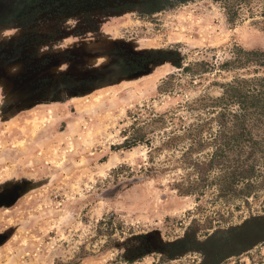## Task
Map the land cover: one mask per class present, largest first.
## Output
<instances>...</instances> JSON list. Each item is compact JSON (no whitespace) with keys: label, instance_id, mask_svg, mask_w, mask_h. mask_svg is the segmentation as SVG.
Masks as SVG:
<instances>
[{"label":"rangeland","instance_id":"374dc122","mask_svg":"<svg viewBox=\"0 0 264 264\" xmlns=\"http://www.w3.org/2000/svg\"><path fill=\"white\" fill-rule=\"evenodd\" d=\"M81 1L0 0V264H264V0Z\"/></svg>","mask_w":264,"mask_h":264},{"label":"trees","instance_id":"16d2710c","mask_svg":"<svg viewBox=\"0 0 264 264\" xmlns=\"http://www.w3.org/2000/svg\"><path fill=\"white\" fill-rule=\"evenodd\" d=\"M88 1L93 2L92 5L95 6V5H105V2L108 0H82L81 3H87ZM116 1H121V0H115V2ZM139 1L144 3L146 8H152L151 11H154V10L156 11L160 8H164L166 4H168V0H139ZM177 1H184V0H177ZM94 3H97V4H94ZM136 69H139V68H136Z\"/></svg>","mask_w":264,"mask_h":264}]
</instances>
